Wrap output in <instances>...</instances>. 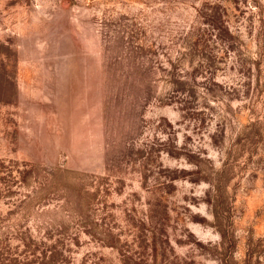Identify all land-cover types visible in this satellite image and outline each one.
Segmentation results:
<instances>
[{
    "label": "rangeland",
    "instance_id": "1",
    "mask_svg": "<svg viewBox=\"0 0 264 264\" xmlns=\"http://www.w3.org/2000/svg\"><path fill=\"white\" fill-rule=\"evenodd\" d=\"M0 252L264 264V0H0Z\"/></svg>",
    "mask_w": 264,
    "mask_h": 264
},
{
    "label": "trees",
    "instance_id": "2",
    "mask_svg": "<svg viewBox=\"0 0 264 264\" xmlns=\"http://www.w3.org/2000/svg\"><path fill=\"white\" fill-rule=\"evenodd\" d=\"M21 238H22V240H24V237L23 236H21ZM2 254H1V252H0V264H2V262H1V260H2Z\"/></svg>",
    "mask_w": 264,
    "mask_h": 264
}]
</instances>
